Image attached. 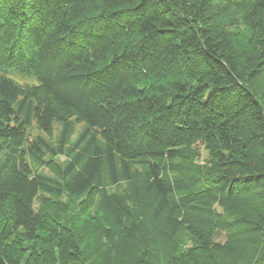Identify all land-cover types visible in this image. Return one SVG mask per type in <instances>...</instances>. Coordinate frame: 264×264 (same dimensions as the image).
I'll return each mask as SVG.
<instances>
[{
	"label": "trees",
	"instance_id": "trees-1",
	"mask_svg": "<svg viewBox=\"0 0 264 264\" xmlns=\"http://www.w3.org/2000/svg\"><path fill=\"white\" fill-rule=\"evenodd\" d=\"M146 222L264 264V0H0V264H147Z\"/></svg>",
	"mask_w": 264,
	"mask_h": 264
},
{
	"label": "rangeland",
	"instance_id": "rangeland-1",
	"mask_svg": "<svg viewBox=\"0 0 264 264\" xmlns=\"http://www.w3.org/2000/svg\"><path fill=\"white\" fill-rule=\"evenodd\" d=\"M19 83H23V80H19L15 78ZM81 127L80 124H77L74 127V132L70 137V141H73L75 139V135L77 134L79 128ZM60 128L61 125L59 123H54L51 127V131L49 133H43L38 131L37 129H33L31 131V134L28 136L27 141L32 142L34 138L39 137L44 142H46L50 147H57L58 141H59V134H60ZM68 143V144H69ZM68 146V145H67ZM200 159H198L197 163L204 164L208 161L209 157L207 154V151L200 148ZM31 165L33 169L38 171L39 173H42L44 175H48L50 177H57L54 175L53 171L57 170L58 166L66 164L67 163V157L65 156H49L47 153L43 156V161L46 162L45 164H49V166L44 165H36L38 163H35L31 160V158H26ZM208 164V163H207ZM106 191L108 194L118 195L120 198L125 199L128 202L134 203V201H138L135 199V196L133 192H129V186L127 184H121L118 187H107ZM101 200H102V194L98 192L91 193L90 200L87 199V202H83V205L77 212L80 214H85L87 211L89 214H95L100 212L101 210ZM39 205V202H35V208H37ZM79 201H76L73 205V210H76L75 206L78 207ZM144 227H146V230L141 234L140 238H137L138 241H135L132 245L135 246V248L140 244L144 247L145 250H147V256H148V263L150 264L152 262H155L157 260L160 264H193L197 263L199 258L203 256V254L199 255L198 252L193 253V238L186 233L185 231H181L178 233V235L174 238L173 241H169L164 236V226L161 223H145ZM77 236L79 237L81 235H85L84 232L79 230V232H76ZM151 240H149V239ZM173 249H176L175 252H172ZM85 254L87 252V248H83ZM187 251H190L191 253L186 254ZM200 256V257H199ZM204 260H206V257H202ZM156 263V262H155Z\"/></svg>",
	"mask_w": 264,
	"mask_h": 264
}]
</instances>
